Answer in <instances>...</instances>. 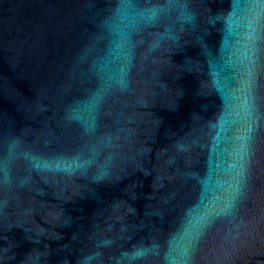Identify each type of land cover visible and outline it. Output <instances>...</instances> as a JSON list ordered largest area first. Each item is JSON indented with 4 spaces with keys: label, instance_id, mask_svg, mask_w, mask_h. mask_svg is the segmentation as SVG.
Wrapping results in <instances>:
<instances>
[{
    "label": "water",
    "instance_id": "1",
    "mask_svg": "<svg viewBox=\"0 0 264 264\" xmlns=\"http://www.w3.org/2000/svg\"><path fill=\"white\" fill-rule=\"evenodd\" d=\"M0 264H264V0H0Z\"/></svg>",
    "mask_w": 264,
    "mask_h": 264
},
{
    "label": "clouds",
    "instance_id": "2",
    "mask_svg": "<svg viewBox=\"0 0 264 264\" xmlns=\"http://www.w3.org/2000/svg\"><path fill=\"white\" fill-rule=\"evenodd\" d=\"M160 11L159 6L150 7L143 10H138L136 14V20L138 21H151L155 20ZM119 42L122 50L127 53L130 50L131 36L130 31H124L119 34ZM146 250L144 248L132 249L130 253H124L125 256L130 255L133 259H141L145 256Z\"/></svg>",
    "mask_w": 264,
    "mask_h": 264
}]
</instances>
